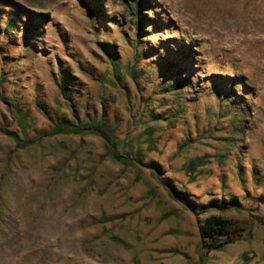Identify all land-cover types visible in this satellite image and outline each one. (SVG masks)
I'll use <instances>...</instances> for the list:
<instances>
[{
	"label": "rangeland",
	"instance_id": "obj_1",
	"mask_svg": "<svg viewBox=\"0 0 264 264\" xmlns=\"http://www.w3.org/2000/svg\"><path fill=\"white\" fill-rule=\"evenodd\" d=\"M133 1L0 0V264H264V0Z\"/></svg>",
	"mask_w": 264,
	"mask_h": 264
},
{
	"label": "trees",
	"instance_id": "obj_2",
	"mask_svg": "<svg viewBox=\"0 0 264 264\" xmlns=\"http://www.w3.org/2000/svg\"><path fill=\"white\" fill-rule=\"evenodd\" d=\"M145 3H147V0H136L131 2L134 11L132 14L136 18V26L138 29H141V22H143L144 14L142 12V8ZM13 26L14 23L10 21L7 23L6 28L9 29ZM19 117L20 116L18 115L19 122L24 123ZM83 125L84 126L80 127V125L74 123L73 120L61 122L60 124L52 128V131L48 134V136L54 135L56 133L78 134L80 132V129H84L85 131L97 133L100 137H102L108 149H112V147L115 146V130L112 127H106L102 118L89 119L88 117H85V119L83 120ZM14 137L15 141L17 142L18 138H16V136ZM146 143L149 146V149H156L154 146L155 141H153L150 133H148ZM137 152V155L140 158L141 154L139 150H137ZM113 156L115 158L118 157L115 154H113ZM197 163L198 160L190 161L187 165V173H192L194 169L198 165H200ZM236 205L238 204L235 201H231L225 204L211 202L207 206H202L201 210L204 211V209L206 210V208H214L222 211H227L228 209L233 208ZM252 226L253 222L248 219L245 220L235 217L227 218L220 215H208L203 219L199 227V237L201 245L207 251L220 249L225 245L232 244L239 240L246 231L249 233L252 229Z\"/></svg>",
	"mask_w": 264,
	"mask_h": 264
}]
</instances>
